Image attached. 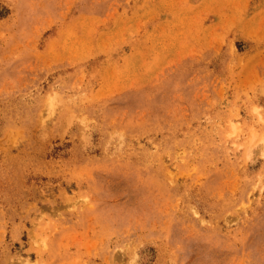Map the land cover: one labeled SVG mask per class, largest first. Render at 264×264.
Segmentation results:
<instances>
[{
	"label": "rangeland",
	"instance_id": "1",
	"mask_svg": "<svg viewBox=\"0 0 264 264\" xmlns=\"http://www.w3.org/2000/svg\"><path fill=\"white\" fill-rule=\"evenodd\" d=\"M0 264H264V0H0Z\"/></svg>",
	"mask_w": 264,
	"mask_h": 264
}]
</instances>
